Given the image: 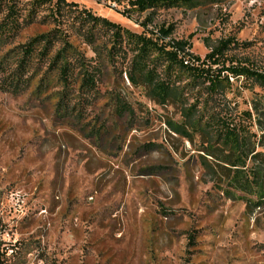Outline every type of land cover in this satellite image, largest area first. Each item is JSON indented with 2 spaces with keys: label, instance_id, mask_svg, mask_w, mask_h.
Here are the masks:
<instances>
[{
  "label": "rangeland",
  "instance_id": "obj_1",
  "mask_svg": "<svg viewBox=\"0 0 264 264\" xmlns=\"http://www.w3.org/2000/svg\"><path fill=\"white\" fill-rule=\"evenodd\" d=\"M67 1L137 34L173 27L170 39L200 59L232 38L242 45L226 55L264 71V0L143 14L127 12L135 0ZM64 22L78 50L68 85L41 59L17 78L15 46L48 27L0 40V264H264L260 89L242 79L222 96L188 86L158 105L129 82L127 60L97 59ZM83 70L93 89L80 87ZM212 115L256 120L257 137L230 160L238 170L224 163Z\"/></svg>",
  "mask_w": 264,
  "mask_h": 264
},
{
  "label": "trees",
  "instance_id": "obj_2",
  "mask_svg": "<svg viewBox=\"0 0 264 264\" xmlns=\"http://www.w3.org/2000/svg\"><path fill=\"white\" fill-rule=\"evenodd\" d=\"M219 1L135 0L130 2L127 12L143 14L173 8L193 10ZM44 11L46 14H42ZM64 18L70 20L69 26L74 29L76 37L91 48L97 59L112 63L115 57L121 56L127 60L125 73L129 82L147 89L148 96L158 105H165L183 96V90L188 86L204 88L210 96H222L239 79L258 87L261 91L258 98L264 102V71L250 63L239 62L234 56L226 55L228 51L242 45L232 38L219 42L204 59H200L187 51L191 47L188 41L170 39L173 27L160 28L158 35L152 32L137 34L67 0H0V40L7 39L4 45L14 44L13 41L23 29L33 26L48 27V30L15 46L20 49L18 55H21L16 73L18 79L33 60L41 59L47 63L48 71L55 72L60 83L68 85V79L73 72L72 61H77L74 55L78 50L76 41L72 38L75 37L74 34L62 28ZM102 37L105 38L104 42ZM57 44L61 48L51 56L52 49ZM79 76L81 88L93 89L94 73L83 70ZM185 111L188 114L190 110ZM247 117L251 121L248 112ZM207 123L211 124L215 138L228 149V160L224 163L230 168L233 167L232 170H238V161L230 160L251 136L257 137L249 129L250 126H257L256 120L254 124L245 127L225 122L219 115H212ZM189 125L195 128L198 124L191 120ZM180 129L178 127L176 131L181 132ZM258 140L264 142V127L260 129Z\"/></svg>",
  "mask_w": 264,
  "mask_h": 264
}]
</instances>
